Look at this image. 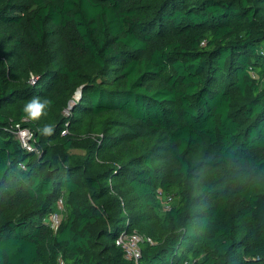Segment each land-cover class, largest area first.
<instances>
[{"label": "trees", "instance_id": "trees-1", "mask_svg": "<svg viewBox=\"0 0 264 264\" xmlns=\"http://www.w3.org/2000/svg\"><path fill=\"white\" fill-rule=\"evenodd\" d=\"M0 264H264V0H0Z\"/></svg>", "mask_w": 264, "mask_h": 264}, {"label": "built area", "instance_id": "built-area-1", "mask_svg": "<svg viewBox=\"0 0 264 264\" xmlns=\"http://www.w3.org/2000/svg\"><path fill=\"white\" fill-rule=\"evenodd\" d=\"M36 79L37 78L35 76H32L31 81L35 83ZM24 120H27V118H25ZM66 131L67 130L63 131V133H65ZM14 132L17 135V138L20 140L21 145L25 149H27L28 151H36L38 153L40 152L34 145L35 133L31 128L22 126L20 123H18L16 124V129L14 130ZM21 166L25 167L24 164H21ZM159 196L163 204V210L170 209L171 203L173 201L172 197L166 196L165 199L161 197L163 196L162 194H160ZM64 211V201L63 198H60L58 200L57 210L51 212L49 216L44 220V223L57 230L64 218ZM145 240H148L151 243L154 242L151 237L144 236L137 231L128 232L127 230H123L116 239V244L123 248L125 257L127 259L138 262L142 256L141 244ZM61 263L63 262L61 261Z\"/></svg>", "mask_w": 264, "mask_h": 264}, {"label": "clouds", "instance_id": "clouds-1", "mask_svg": "<svg viewBox=\"0 0 264 264\" xmlns=\"http://www.w3.org/2000/svg\"><path fill=\"white\" fill-rule=\"evenodd\" d=\"M51 105L50 100H44L41 102L38 98L34 97L31 100H29L27 103H25L23 107V112L25 116L28 119L31 120H39L41 119L44 115H46V109ZM53 127L49 125H45L43 127V133L45 135H52L53 134Z\"/></svg>", "mask_w": 264, "mask_h": 264}, {"label": "water", "instance_id": "water-1", "mask_svg": "<svg viewBox=\"0 0 264 264\" xmlns=\"http://www.w3.org/2000/svg\"><path fill=\"white\" fill-rule=\"evenodd\" d=\"M78 92V95L76 96V93ZM75 93V97L77 99H80L81 98V95H82V89L79 88ZM75 104V100H71L70 103H69V107L67 108V111L70 110Z\"/></svg>", "mask_w": 264, "mask_h": 264}, {"label": "rangeland", "instance_id": "rangeland-1", "mask_svg": "<svg viewBox=\"0 0 264 264\" xmlns=\"http://www.w3.org/2000/svg\"><path fill=\"white\" fill-rule=\"evenodd\" d=\"M77 95H78V92L76 93V96H77ZM74 98L77 99L75 96H74ZM75 99H74V100H75ZM68 112H69V110H68V111H67V109L64 110V113H65V114H68ZM161 197L166 199V196H165V195H163V196H161Z\"/></svg>", "mask_w": 264, "mask_h": 264}]
</instances>
